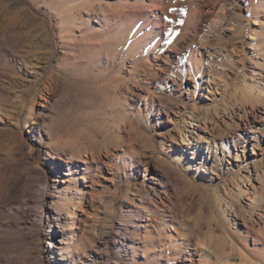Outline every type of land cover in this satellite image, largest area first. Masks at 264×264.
I'll list each match as a JSON object with an SVG mask.
<instances>
[{
    "label": "rangeland",
    "instance_id": "obj_1",
    "mask_svg": "<svg viewBox=\"0 0 264 264\" xmlns=\"http://www.w3.org/2000/svg\"><path fill=\"white\" fill-rule=\"evenodd\" d=\"M100 3L108 9L118 5L116 0H0L3 13L18 9L38 19L33 26L27 18L21 27L0 31V264H167L173 245L162 229H182L195 237L210 231L245 233L250 224L243 226L242 218L248 221L250 214L258 221L263 212L245 196L236 197L239 185L245 190L264 185V124L259 122L264 106L250 108L238 99L242 84L250 86L258 76L256 71L250 76L253 49L245 26L254 28L251 21L244 23L245 49L237 69L229 62L223 67L216 54L225 43L220 39L224 31H211L213 44L202 49L211 68L189 82L187 76L179 80L186 60L164 78L169 61L153 54L134 60L123 44L110 45L107 51L117 55L98 63L93 49L77 39H84V31L91 36L104 32ZM195 3L165 0L176 8L173 26L179 31L190 33L185 27L192 19L185 27L180 22ZM231 22L238 28L241 21ZM91 41L101 38L95 35ZM142 61L145 67L139 66ZM112 75L122 79L107 83ZM206 116L214 123L204 134L216 145L211 155L195 150L196 139L188 135ZM181 129L197 152L194 159L190 150L182 151ZM124 147L132 148L134 156H124ZM85 153L100 156L102 163L90 162L83 173V163L75 158ZM155 174L160 182L153 183V192L146 187ZM62 179L70 185L67 196L61 194ZM159 197L171 208L155 213L170 217L166 228L159 220L137 227L140 216L154 217L150 202ZM64 201L68 208L54 214L51 204L63 209L59 204ZM67 209L75 213L72 221ZM129 215L134 224H125ZM150 237L157 243L146 250L143 244Z\"/></svg>",
    "mask_w": 264,
    "mask_h": 264
},
{
    "label": "bare ground",
    "instance_id": "obj_2",
    "mask_svg": "<svg viewBox=\"0 0 264 264\" xmlns=\"http://www.w3.org/2000/svg\"><path fill=\"white\" fill-rule=\"evenodd\" d=\"M2 1L3 0H1V2ZM116 1H118V5L109 9L102 3L99 4L100 7L103 6L104 8L101 9V11H99L100 13L98 14L100 23H102V27H104V32H94L91 36L90 32L87 34L86 31H84L85 34L83 36L86 40L80 38L77 39L78 43L81 44L85 49H93L95 55L97 56L96 61H98V63H104V59L110 60L111 58H114L115 55H117L116 51H107L110 45L123 44L125 45L126 50L132 54L131 58L134 60L140 57L147 58L149 54H153L154 56L159 55V57L163 58L164 61H169L172 66H166L163 68L162 72L164 74L161 77L164 78H168V76L170 77L172 73L174 74L175 70L177 71V65H183V61L186 60V69L183 67L180 68V71L185 75L179 80L183 81V78L187 76L186 80L189 82H194L198 76H202L205 69L209 70L211 68L209 58L204 57L205 55H203L202 52L204 47L213 44V42L208 39V33L214 31L218 34V32L224 31L225 36H222L220 39H224L225 43L221 44V48L218 49V52L216 53L223 58L224 62L222 66L224 67L225 64L227 65V62L233 65L241 62L245 49L242 38L246 27L247 34H249L248 44L252 45L251 47L253 49L251 53V64L253 70L250 73V76H252L253 72L255 71L258 72V76L254 79L250 86L246 85V82L242 84L238 99L245 104L249 103L250 108H253L258 103L264 106V0H220L214 2L207 0H196V3L192 5L189 13H186L185 18L182 22H180L185 27L189 18L192 19V23L185 27V29L187 28L188 32H190L188 34L179 31L173 26L174 23L177 22L176 8L171 5H166L165 0ZM241 5L246 7L245 13L248 15V18L243 15L244 9L241 7ZM251 6H254L255 10L252 9ZM3 7L5 8V6ZM17 10L18 9H15L13 12H10L12 10H9L7 13H3L0 10V31H6L9 28L15 29L16 27H21L23 25L21 23L27 18V21H30V26H33L36 20H38H35L30 14H25L24 16L23 12ZM68 10H71V8ZM78 11L83 15L85 21H87L89 18L88 15H86L87 12H85L84 9H80ZM234 18L241 21L240 23L238 22V28L235 27L237 26L236 24L231 22V20ZM249 21H251L254 28L251 26L244 27V23ZM85 30H87V32L91 31L89 27ZM73 32L74 30L70 31L69 34H72ZM95 35H98L101 38V42L95 43L91 41L92 37ZM260 44L261 47L259 51H256ZM262 50L263 53H260ZM74 52L73 58H76L77 53L79 52ZM172 53L174 54L172 55ZM214 53L215 52H213V55ZM256 63H262L263 67H259ZM139 66L145 67L146 63L142 61L139 63ZM237 68L238 67L236 66V69ZM259 68H261V70ZM45 72L46 67H44L42 70V73ZM232 73H235V71ZM121 79L122 78L119 75H112V77L107 79V83L110 81H120ZM218 81L221 82V84H224L225 82V80L222 78H220ZM37 83L38 79H34L33 86ZM208 85L211 87V84L208 83ZM50 86L52 85H48V91H51V88H53ZM246 106L247 105H245V107ZM242 109L243 111L246 110L244 107ZM254 115L255 113H253V116ZM201 122L202 124L199 125L198 128L195 129V126L192 127V130L188 132V135L192 137V139H196V145H194L195 150H200L201 154H214L216 152L215 143H210L204 136V134L207 133L206 129L210 126L213 127L214 123H212L211 118L207 116L206 118H202ZM259 122L264 124V120ZM177 134L180 136L182 144L185 145L182 151H184V148L190 150V155H192L191 159H194L193 155H196L197 152H192L190 148V139L187 138V134L182 129L179 130ZM168 136L172 138L171 135ZM134 152L135 151L132 148L124 147L123 155L133 157ZM46 155L50 159L53 158V155L50 153H46ZM243 155L245 156V152H243ZM202 159H204V156H202ZM75 161H81L83 163L84 167L82 172L88 169L87 165L90 162L95 164L102 163L101 157L95 156L92 153H85L83 156H77ZM58 167L59 166H56V169L54 170L57 175L58 173L61 174V172L57 170ZM68 168L70 170L72 169V166L70 167L68 165ZM62 174L66 176L69 175L67 172H63ZM248 177L249 175L246 176L247 179ZM82 179L85 180L84 178ZM61 182L64 183L62 188L64 191L61 192V194L67 196V192L65 191L68 190L70 185L66 184L65 179H62ZM159 182L160 179L158 178V174L150 176L149 185L146 188L154 192L155 187L153 183ZM259 185L260 187L250 186V189L248 190L243 189L240 185L237 187L238 189L236 191V197L245 196L244 198H246L248 204L252 206L253 204L257 203L258 206L263 209V212L259 214L260 218L258 221H253L250 214L248 216V221H246V218H242L243 226L247 227V223L250 224V227L246 228L245 233H242L241 231H227L222 234H216L215 232L210 231V233L206 235L195 237L192 234H185L183 231H181L182 229H162L164 231L166 241H169L173 245L171 250L166 253L167 264H264V185L262 183H259ZM82 195V189L79 188L78 196L81 197ZM232 202L233 201L230 200L229 207L232 212H234ZM150 203L153 206L152 212L154 213V217L151 218L147 213L143 216H140L138 218L140 223L137 227H146L149 220H153L154 222L159 220L161 221V225H164L165 227V221H169L170 217H159L155 213L160 209L165 212H170V206L160 197L158 200H152ZM51 205L53 206V212L56 215H59L60 211L64 210V208H68L69 206L66 201L59 204L61 207H63V209L56 208V204H54V202ZM240 208L242 207H238L237 209L240 210L239 212H241ZM73 209H76V207ZM65 212L68 216V219L72 221L75 214L74 211L67 209ZM131 218L132 217L129 215V218L125 220V224H134ZM55 223L59 225L58 222ZM66 226L69 227V223H66ZM139 228L138 232H140ZM139 235L138 238H141ZM160 241L163 240L161 239ZM60 243L63 244L64 240L61 239ZM154 243H157V241L150 237L147 242L143 244V247L146 250L149 248H154ZM51 247L53 248L54 246ZM132 247L133 245L131 243L129 249H132ZM151 254L152 253L150 252V255Z\"/></svg>",
    "mask_w": 264,
    "mask_h": 264
}]
</instances>
